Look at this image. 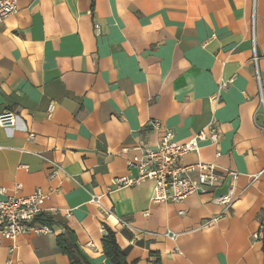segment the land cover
Instances as JSON below:
<instances>
[{
	"label": "crops",
	"instance_id": "crops-1",
	"mask_svg": "<svg viewBox=\"0 0 264 264\" xmlns=\"http://www.w3.org/2000/svg\"><path fill=\"white\" fill-rule=\"evenodd\" d=\"M6 110L17 123L0 128V200L41 189L44 214L68 223L91 264H111L106 229L130 264H264V0H21L0 25ZM211 124L220 145L183 160L214 165L222 181L206 193L155 205L152 180L113 188L138 176L137 148ZM49 161L62 169L53 179ZM233 187L230 208L214 202ZM53 230L0 235V264H69Z\"/></svg>",
	"mask_w": 264,
	"mask_h": 264
},
{
	"label": "built area",
	"instance_id": "built-area-1",
	"mask_svg": "<svg viewBox=\"0 0 264 264\" xmlns=\"http://www.w3.org/2000/svg\"><path fill=\"white\" fill-rule=\"evenodd\" d=\"M20 1L0 0V25L18 12ZM254 63L257 65L256 56L254 57ZM225 88V84L220 87L221 90ZM55 108V103H50L48 114L51 115ZM16 123L17 116L14 111L6 110L0 114V128L12 129L16 126ZM152 124L156 128L160 127L158 122ZM32 139H34V136L30 135L29 140ZM220 140L221 136L212 124L188 142L182 144L175 142L174 133L168 130L155 148L147 145L137 148L142 152V159L130 160L128 168L130 171L136 168L138 176L115 178L112 186L115 189L128 188L152 180L154 182V193L151 199L153 204H182L190 196L206 193L207 188L214 187L222 181V177L216 173V169L211 163L198 161L194 164H185L183 162L186 156L200 153L201 142L210 141L211 145L218 147ZM217 157H220V153H217ZM49 164L50 173L48 178L53 179L59 175L62 169L55 162L49 161ZM20 188V185H16V190ZM0 194H4L3 189H0ZM47 199L48 195L41 189H37L29 196L14 195L0 200V235L11 241L20 236L54 235V230L51 227L36 222L44 214V205ZM100 199L101 197L93 196L91 201L100 204ZM237 200V193L233 187L226 195L214 199V202L230 208ZM180 214L184 213L180 212ZM217 220L218 218H214L211 222Z\"/></svg>",
	"mask_w": 264,
	"mask_h": 264
},
{
	"label": "trees",
	"instance_id": "trees-1",
	"mask_svg": "<svg viewBox=\"0 0 264 264\" xmlns=\"http://www.w3.org/2000/svg\"><path fill=\"white\" fill-rule=\"evenodd\" d=\"M96 0H92V8L95 6ZM36 222L47 225L53 229L54 226H60L62 233L56 237V247L69 260V264H91L80 252L77 243L75 231L67 222L55 221L52 217L42 214ZM107 234L102 240L103 253L111 264H130L127 262L126 253L119 247L115 233L106 229ZM263 235V253H264V225L262 229ZM137 264V263H131ZM148 264H161L160 257L156 254H150Z\"/></svg>",
	"mask_w": 264,
	"mask_h": 264
}]
</instances>
